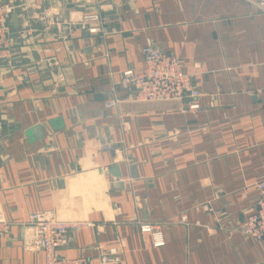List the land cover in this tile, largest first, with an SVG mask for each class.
Segmentation results:
<instances>
[{
	"label": "crops",
	"instance_id": "crops-1",
	"mask_svg": "<svg viewBox=\"0 0 264 264\" xmlns=\"http://www.w3.org/2000/svg\"><path fill=\"white\" fill-rule=\"evenodd\" d=\"M261 1L19 0L0 61V212L11 222L0 264H45L24 247L43 210L83 223L61 258L264 264V244L242 232L264 181ZM95 11L101 32L73 22ZM147 39L184 63L198 109L187 97L141 110L120 86L144 69ZM144 222L162 225L163 246Z\"/></svg>",
	"mask_w": 264,
	"mask_h": 264
},
{
	"label": "built area",
	"instance_id": "built-area-1",
	"mask_svg": "<svg viewBox=\"0 0 264 264\" xmlns=\"http://www.w3.org/2000/svg\"><path fill=\"white\" fill-rule=\"evenodd\" d=\"M264 9V0L260 2ZM22 4L19 0H0V61L9 59L12 55V39L10 21L16 9ZM73 22L87 26L90 33H99L106 24V19L99 12L82 14ZM145 67L140 72L126 70L122 73L120 86L123 89H133L136 103L184 101L192 98L187 109L199 108L195 101L200 92L193 83V77L189 74L184 63L176 56L156 47L150 39H147L142 48ZM120 99H111L108 107L119 105ZM260 196L253 211L247 216L242 232L264 244V181L257 183ZM206 210H211L207 205ZM186 220V217H183ZM83 223L64 221L59 219L51 210L35 212L30 216L26 225L28 233L25 237V249L41 250L44 253L45 264H92L86 257L61 258L57 251L68 244V232L78 229ZM11 222L0 212V254L1 237L8 233ZM143 232L150 233L155 247L165 244L162 225L160 223H140ZM115 250L101 257L99 264H110L115 261Z\"/></svg>",
	"mask_w": 264,
	"mask_h": 264
},
{
	"label": "water",
	"instance_id": "water-1",
	"mask_svg": "<svg viewBox=\"0 0 264 264\" xmlns=\"http://www.w3.org/2000/svg\"><path fill=\"white\" fill-rule=\"evenodd\" d=\"M12 19L16 22V14L12 15ZM180 106L179 101L169 102H151V103H138L137 107L141 110H167L171 108H177ZM35 133H40V128L35 130Z\"/></svg>",
	"mask_w": 264,
	"mask_h": 264
}]
</instances>
